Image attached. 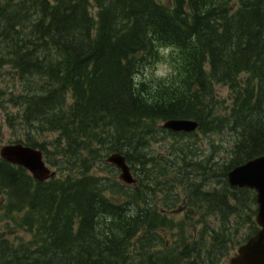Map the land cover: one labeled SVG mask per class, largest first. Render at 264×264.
I'll use <instances>...</instances> for the list:
<instances>
[{
	"label": "trees",
	"instance_id": "16d2710c",
	"mask_svg": "<svg viewBox=\"0 0 264 264\" xmlns=\"http://www.w3.org/2000/svg\"><path fill=\"white\" fill-rule=\"evenodd\" d=\"M164 60L168 76L149 72ZM0 78L14 142L66 172L42 182L0 158V264H217L258 230L256 193L227 174L264 155V0H0ZM199 133L231 146L203 155L183 139Z\"/></svg>",
	"mask_w": 264,
	"mask_h": 264
},
{
	"label": "water",
	"instance_id": "95a60500",
	"mask_svg": "<svg viewBox=\"0 0 264 264\" xmlns=\"http://www.w3.org/2000/svg\"><path fill=\"white\" fill-rule=\"evenodd\" d=\"M198 126L197 121L190 119H171L164 124L165 128L175 132H192ZM0 156L14 165L26 168L39 181H46L56 175V171H53L45 161L41 149L23 143H12L1 148ZM107 161L121 171L119 177L121 181L128 184L137 183L123 154L113 153ZM228 180L232 186L256 191L258 203L256 222L259 226L256 234L239 247L230 264H264V155L233 168L228 173Z\"/></svg>",
	"mask_w": 264,
	"mask_h": 264
},
{
	"label": "rangeland",
	"instance_id": "374dc122",
	"mask_svg": "<svg viewBox=\"0 0 264 264\" xmlns=\"http://www.w3.org/2000/svg\"><path fill=\"white\" fill-rule=\"evenodd\" d=\"M149 72L155 73L158 76H168L172 72V67L170 66L168 61L164 60V61L157 63V65L154 67V69L150 70ZM244 75L242 76L243 78H244ZM4 86H5V84H4L3 80L0 78V88H2ZM216 91L219 93V97L221 99L225 100V105L227 107L228 106L230 107L231 102H232L230 89L227 86L219 85L216 87ZM0 98L2 99L3 96L0 95ZM6 107L8 108L7 111L3 107H0V149L3 145H6V144H9L11 142L16 141L17 135H20L23 138V134H24L23 129H21V127L19 125H16V127L12 128V126L10 125V122H8L9 121L8 120V117H9L8 112L14 113V114H16V113L19 114V108H17V106H13V105H8ZM161 125H162V123H161ZM226 136L230 137L231 135L229 133H226ZM39 138H40L41 142L44 141V139L51 140V139L56 138V134L44 133ZM183 139L189 140V141L198 140V142L202 141V143H203L202 145H203V149H204L203 155H206L212 151L211 146H210L211 140H216L218 142L221 141L224 144L223 146L227 147V148L231 146L230 140L228 141L226 138L221 139L217 135H214V136H212V138H210V137L205 136L204 134L199 133L198 135L192 136V137L183 136ZM166 143H168L170 145V143H172V139L167 138L166 141H162L160 144H157L155 146V150H157L161 153L165 152L167 150ZM215 155L217 156V159H219V158L222 159L224 157L226 158L225 152L221 151V149L219 151L215 152ZM47 162L49 163L48 160H47ZM53 169H55L57 171L56 174L58 177L66 175V172L62 173L61 171H59V168H56L55 166ZM106 170H108V169H106ZM106 170H104V172H106ZM104 172L102 171V169H100V171L98 170V174L107 175ZM118 176H119V173H118ZM156 198H157V201H159L160 195L158 194L156 196ZM182 212L183 211H181L177 215H175L177 219L183 218ZM254 219H255V217H254ZM212 221H214V220H212ZM247 233L248 232H247L246 228L241 229L237 240L245 237ZM237 240L234 239L233 243L230 246L229 253L231 254V256L237 251V249L239 247ZM209 242H210V240H209ZM218 264H230L229 263V257L223 258Z\"/></svg>",
	"mask_w": 264,
	"mask_h": 264
}]
</instances>
